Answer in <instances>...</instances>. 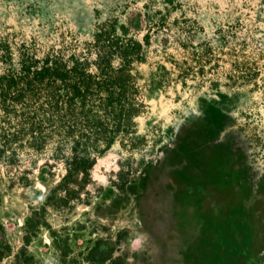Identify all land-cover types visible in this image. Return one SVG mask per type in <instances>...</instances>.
<instances>
[{
	"label": "rangeland",
	"instance_id": "obj_1",
	"mask_svg": "<svg viewBox=\"0 0 264 264\" xmlns=\"http://www.w3.org/2000/svg\"><path fill=\"white\" fill-rule=\"evenodd\" d=\"M244 7L0 0V75L7 57L118 66L116 42L141 59L133 133L85 173L69 143L15 141L0 107V264H264V0Z\"/></svg>",
	"mask_w": 264,
	"mask_h": 264
},
{
	"label": "trees",
	"instance_id": "obj_2",
	"mask_svg": "<svg viewBox=\"0 0 264 264\" xmlns=\"http://www.w3.org/2000/svg\"><path fill=\"white\" fill-rule=\"evenodd\" d=\"M132 44L123 50L118 42L110 44L112 55H123L118 66L111 55L97 53L96 60L27 59L14 69L7 57L10 68L0 75V107L7 117L19 118L15 141L40 151L58 138L81 155L75 158L77 171L91 169L90 153L102 155L121 135L133 133L139 103L131 66L141 59L129 58L137 47Z\"/></svg>",
	"mask_w": 264,
	"mask_h": 264
},
{
	"label": "snow or ice",
	"instance_id": "obj_3",
	"mask_svg": "<svg viewBox=\"0 0 264 264\" xmlns=\"http://www.w3.org/2000/svg\"><path fill=\"white\" fill-rule=\"evenodd\" d=\"M253 0H192V3H203L209 7H214L216 4H223L225 9L239 8L241 11L247 12L249 9L245 8V4L252 3ZM235 15H240V12H235Z\"/></svg>",
	"mask_w": 264,
	"mask_h": 264
}]
</instances>
